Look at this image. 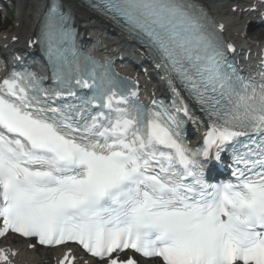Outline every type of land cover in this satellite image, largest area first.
Wrapping results in <instances>:
<instances>
[{
  "label": "snow or ice",
  "instance_id": "1",
  "mask_svg": "<svg viewBox=\"0 0 264 264\" xmlns=\"http://www.w3.org/2000/svg\"><path fill=\"white\" fill-rule=\"evenodd\" d=\"M90 3L146 47L174 106V81L199 106L203 142L190 147L182 121L155 102L145 109L109 65L83 55L52 3L35 37L51 84L28 70L0 82V237L72 242L104 264H139L122 258L129 250L156 264H264V68L228 63L231 45L194 0ZM229 146L234 179L208 183L204 169Z\"/></svg>",
  "mask_w": 264,
  "mask_h": 264
},
{
  "label": "bare ground",
  "instance_id": "2",
  "mask_svg": "<svg viewBox=\"0 0 264 264\" xmlns=\"http://www.w3.org/2000/svg\"><path fill=\"white\" fill-rule=\"evenodd\" d=\"M42 2L43 0H35L30 8H18V17L16 18V25L13 29L15 35L14 37L6 34L1 35L0 42L2 45L12 44L14 46L18 45L19 42H23L21 46H25V44L33 38L34 30L42 11ZM65 3L74 11L78 26L83 29L87 35L90 34V32L99 35V37L92 35L90 38L95 37L99 39L102 31L107 29L105 25L98 23L91 15L81 12L70 0H65ZM204 4L209 8L211 13L223 23L229 38L233 40L244 39V29L250 23V19H242V17L245 15H254L248 12H250L249 10L252 7L256 6L257 0H205ZM239 12H241V20L237 21L235 17ZM118 49L123 51L125 46H123L122 43L118 45L112 44L110 46V50L115 51ZM0 246L3 249L6 248L9 257L6 264H53L54 261H59L65 252L64 249L60 248L46 252L38 250L28 251L26 242L14 238L3 240ZM13 253H15V255H13ZM84 261H87V264H99L90 260H83L78 264H85ZM141 263L156 264L155 262Z\"/></svg>",
  "mask_w": 264,
  "mask_h": 264
},
{
  "label": "rangeland",
  "instance_id": "3",
  "mask_svg": "<svg viewBox=\"0 0 264 264\" xmlns=\"http://www.w3.org/2000/svg\"><path fill=\"white\" fill-rule=\"evenodd\" d=\"M20 3H23V2H20ZM19 3V5H22V4H20ZM29 3H31L29 0L27 1V4L25 5V6H27V5H29ZM23 5H24V3H23ZM17 12H15V10H14V8L11 10V13L9 14V18L8 19H10V21H9V25L8 26H6L5 27V29H4V33L5 32H10L11 31V29L14 27V25H15V18L17 17ZM256 34H257V31L253 28V27H249L248 29H246V32H245V36L247 37V40L250 42V41H254V39H255V37H256ZM257 41H259V42H262V41H264V34L263 35H261V38H259Z\"/></svg>",
  "mask_w": 264,
  "mask_h": 264
}]
</instances>
